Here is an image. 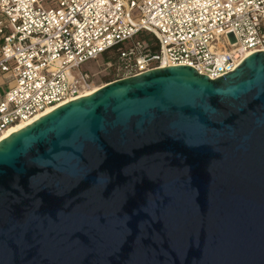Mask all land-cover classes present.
Returning a JSON list of instances; mask_svg holds the SVG:
<instances>
[{"label":"water","instance_id":"obj_1","mask_svg":"<svg viewBox=\"0 0 264 264\" xmlns=\"http://www.w3.org/2000/svg\"><path fill=\"white\" fill-rule=\"evenodd\" d=\"M0 264H264V51L108 82L1 141Z\"/></svg>","mask_w":264,"mask_h":264},{"label":"built area","instance_id":"obj_2","mask_svg":"<svg viewBox=\"0 0 264 264\" xmlns=\"http://www.w3.org/2000/svg\"><path fill=\"white\" fill-rule=\"evenodd\" d=\"M260 51L264 0H0V136L104 75L188 65L214 79ZM100 57L98 77L85 64Z\"/></svg>","mask_w":264,"mask_h":264},{"label":"bare ground","instance_id":"obj_3","mask_svg":"<svg viewBox=\"0 0 264 264\" xmlns=\"http://www.w3.org/2000/svg\"><path fill=\"white\" fill-rule=\"evenodd\" d=\"M105 84L103 85H100V86H94L93 88H91L90 90H88L85 94L79 96V97H82V96H85V95H89L91 93H93L94 91L98 90L100 87L104 86ZM79 97H76L75 99L79 98ZM72 99H70L69 101H71ZM69 101H66V102H63V103H60L56 106H53L49 109H47L46 111H44L43 113H40L38 115H36L35 117L31 118L30 120L26 121V122H22V123H17L15 125H13L8 131H6L3 135L0 136V142L9 138L10 136H12L13 134L17 133L18 131L26 128L27 126L31 125L32 123H34L36 120H38L39 118H41L42 116H44L45 114L51 112L52 110L68 103Z\"/></svg>","mask_w":264,"mask_h":264},{"label":"rangeland","instance_id":"obj_4","mask_svg":"<svg viewBox=\"0 0 264 264\" xmlns=\"http://www.w3.org/2000/svg\"><path fill=\"white\" fill-rule=\"evenodd\" d=\"M104 65V58L100 57L96 60L89 61L85 64L86 68H89V70L93 73H95L98 77H100L99 71L100 68H102ZM113 79V75L108 74L104 75L101 78H96L97 86H100L101 84L107 83ZM96 86V87H97Z\"/></svg>","mask_w":264,"mask_h":264}]
</instances>
